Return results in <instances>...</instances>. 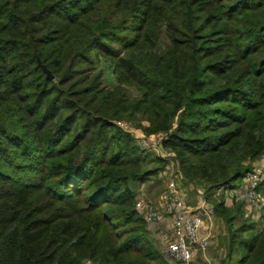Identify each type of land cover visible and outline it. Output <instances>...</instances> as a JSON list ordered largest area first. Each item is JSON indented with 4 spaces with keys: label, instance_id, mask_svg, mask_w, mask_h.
Here are the masks:
<instances>
[{
    "label": "trees",
    "instance_id": "1",
    "mask_svg": "<svg viewBox=\"0 0 264 264\" xmlns=\"http://www.w3.org/2000/svg\"><path fill=\"white\" fill-rule=\"evenodd\" d=\"M119 120L166 133L204 196L240 184L264 155V0H0V264H178L135 207L165 162ZM258 190V219L212 201L221 264H264Z\"/></svg>",
    "mask_w": 264,
    "mask_h": 264
},
{
    "label": "built area",
    "instance_id": "2",
    "mask_svg": "<svg viewBox=\"0 0 264 264\" xmlns=\"http://www.w3.org/2000/svg\"><path fill=\"white\" fill-rule=\"evenodd\" d=\"M116 124L131 132L126 121L119 120L116 121ZM165 137L166 133L159 132L147 135L144 139L137 141L141 150L153 151L165 162L161 175L166 181V194L157 203L140 194L136 198L135 207L142 213L151 233L161 238V251L167 261L193 264L197 251L204 252L211 243L213 238L211 230L209 228L203 230L202 227L204 219L211 221L215 211L214 207L205 199L194 206L187 204L177 180L175 153L163 149L161 145ZM261 169L253 167L246 173L240 188L237 186L230 188L233 196H243L246 214L257 215V218L262 205V197L258 190L259 184L264 178V171ZM255 211H257L256 214ZM164 214H168L171 219L170 230H165V227L162 226ZM85 264L95 263L89 260Z\"/></svg>",
    "mask_w": 264,
    "mask_h": 264
},
{
    "label": "rangeland",
    "instance_id": "3",
    "mask_svg": "<svg viewBox=\"0 0 264 264\" xmlns=\"http://www.w3.org/2000/svg\"><path fill=\"white\" fill-rule=\"evenodd\" d=\"M97 69H101L103 72V80L106 86H112L115 83V77L114 75L111 73V66L110 64L106 61V60H101L99 62H97ZM143 124H145V121L142 122ZM126 124L130 127L131 133L133 134L135 140H136V144L137 141H139L140 139H144L147 135L144 134V132L142 131V129L140 127L135 126L133 123L127 121ZM139 133V134H138ZM138 145V144H137ZM139 147V146H138ZM140 149V147H139ZM146 152H149L151 154H153L154 156H156V154L153 151H149V150H144ZM160 179H159V178ZM158 177H154L151 180L147 181L144 184H141L137 187L138 189V193L142 194L143 196H145L146 198L152 200L153 202L157 203L158 201L162 200L164 198V195L166 194V181L164 176H162L161 174L158 175ZM181 190L183 192V194L185 195V199L186 202L190 205H193L197 202V200L201 197L205 198L208 200V203L212 205V201L213 200H219L221 198L224 199V197L220 196L221 192H216V194H208L207 196L203 195V193H201L200 191L197 190V188H195V186H193V184H191L190 182L184 180V179H180L177 178ZM229 189H227L226 191L222 192L223 195L225 196H229L232 198V203L233 206L235 205L236 202L240 201L241 199H239L240 197H234L232 195V193L228 194ZM260 194V193H259ZM261 196V194H260ZM262 197V196H261ZM242 202L244 203V201L242 200ZM213 206V205H212ZM232 205L230 206V208L233 207ZM257 213V211H255V214ZM215 216V215H214ZM252 219H258L257 215L253 216L250 215ZM236 225H240L241 221L240 220H235L234 221ZM261 221H259L260 223ZM213 233H215V236H213L212 240V247L214 248L215 252H216V263L217 264H221V262L224 261V252H225V248L223 246L224 240H225V236H226V226L223 222V220L216 215L214 222H213ZM92 261V260H90ZM95 264H98L94 261H92ZM225 264H236V259H232V260H227V262H225Z\"/></svg>",
    "mask_w": 264,
    "mask_h": 264
},
{
    "label": "crops",
    "instance_id": "4",
    "mask_svg": "<svg viewBox=\"0 0 264 264\" xmlns=\"http://www.w3.org/2000/svg\"><path fill=\"white\" fill-rule=\"evenodd\" d=\"M139 134V133H138ZM253 167L255 168V167H260V168H262L261 170H263L264 171V155L259 159V160H257V161H255L254 163H253ZM179 183V182H178ZM242 183H243V181L240 183V184H238L237 185V187H241V185H242ZM179 187H180V184H179ZM181 188V187H180ZM227 189H225V190H223L222 192H224V191H226ZM231 189L229 188V190H228V194H230L231 193ZM221 195V194H220ZM223 197H224V202H225V205H227V206H233V203H232V198L231 197H229V196H225V195H223ZM235 197V196H234ZM237 197H240L239 199H241V200H243L244 201V199L242 198L243 196L242 195H239V196H237ZM236 197V198H237ZM203 199V197H201V198H199L198 200H197V202L195 203V204H193V205H190V204H188V205H190V206H194V205H196V204H198V203H200L201 202V200ZM244 208H245V210H246V204H245V201H244ZM246 212H247V210H246ZM217 214H216V212H215V216H216ZM215 216L212 218V220L211 221H208L207 219H204V223H203V230H205V229H207V228H209L210 230H211V232L213 233V222H214V219H215ZM162 226H164L165 227V230H170V228H171V219H170V217L168 216V214H164V219H163V222H162ZM213 236H215V233L213 234ZM159 243H160V246H162V241H161V238H159ZM212 243H213V241H211V243H210V245L208 246V248L204 251V252H201V251H197V253H196V255H195V258H194V260H193V264H217L216 263V259L218 258H216V252H215V250H214V248L212 247Z\"/></svg>",
    "mask_w": 264,
    "mask_h": 264
},
{
    "label": "water",
    "instance_id": "5",
    "mask_svg": "<svg viewBox=\"0 0 264 264\" xmlns=\"http://www.w3.org/2000/svg\"><path fill=\"white\" fill-rule=\"evenodd\" d=\"M38 63L41 65L43 71L46 73V76H47V77H52L50 71L45 67V65L41 64L40 61H38Z\"/></svg>",
    "mask_w": 264,
    "mask_h": 264
}]
</instances>
